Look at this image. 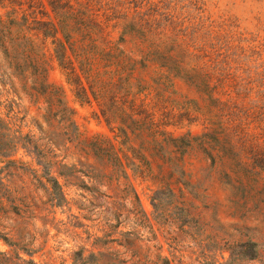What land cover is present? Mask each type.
<instances>
[{"label": "rangeland", "instance_id": "rangeland-1", "mask_svg": "<svg viewBox=\"0 0 264 264\" xmlns=\"http://www.w3.org/2000/svg\"><path fill=\"white\" fill-rule=\"evenodd\" d=\"M165 1L174 5V14L184 27L197 30L198 38L204 39L213 23L243 49L241 67L254 79L255 90L249 99L256 104L241 126L248 136L241 156L246 168L236 171L232 156L215 142L205 145L207 154L196 142L185 147L184 142L192 139L188 131L199 135L204 130L202 120L194 118L192 100L201 106L204 102L181 78L171 76L165 82L154 83L151 76L156 64L149 62V69L142 70L138 62L130 79L134 87L126 88L117 76L111 80L109 75H102L96 77L100 81L96 88L104 84L103 90L111 88L117 93L113 103L116 114H120L121 93L131 90L155 119L162 112L169 113L173 118L165 129L181 139L163 141L162 135L154 138L144 130L137 136L127 129L129 136L123 144L134 149V162L142 168L139 172L127 167L139 204L134 193L118 194L115 182L110 187L100 185L94 194L88 189L94 174L88 165L96 169L100 165L93 157L85 159L72 148L65 152L64 147L56 145L52 132L60 133V125L55 119L54 128H50L42 117L45 97L34 102L29 96L33 91L31 82L25 84L15 73L8 79L4 77L0 79L1 117L11 133L31 136L44 160L53 163L50 174L57 177L65 197L61 206H50L45 189L50 183L41 176L45 187L41 186L34 175L42 173V166L22 148L13 156L22 161L19 167L0 173L4 189L11 196H28L24 203L30 204L26 216H12L3 224L15 225V239L32 241L34 248H40L34 256L38 264H80V255L87 260L83 264H264V169L258 167L264 161V0ZM110 38L116 40L118 32H112ZM132 45L119 46L127 53ZM43 51L48 65L47 96L52 95L55 101L62 98L74 110L81 139L102 134L117 147H125L115 137L116 130H111L102 118L99 101L91 93L89 101L75 96L74 86L67 82L53 55L50 39L44 42ZM133 58L140 60L141 55L135 53ZM93 62L92 76L105 69V61L99 57ZM4 69L0 54V73ZM138 78L151 86L137 92ZM57 108L54 106V110ZM128 154L132 155L130 151ZM5 163L0 158V168ZM60 171L64 173L59 175ZM4 248L0 242V249ZM91 253L93 257H89Z\"/></svg>", "mask_w": 264, "mask_h": 264}, {"label": "trees", "instance_id": "trees-1", "mask_svg": "<svg viewBox=\"0 0 264 264\" xmlns=\"http://www.w3.org/2000/svg\"><path fill=\"white\" fill-rule=\"evenodd\" d=\"M0 10V54L5 66L0 79H8L15 73L25 84L28 81L33 84L29 96L34 102H38L40 96L45 97L42 117L50 128H54L57 119L61 130L60 133L52 132V141L64 147L65 152L72 148L85 159L93 157L101 166L96 169L88 165L94 171L88 189L94 194L99 192L100 185L106 183L110 187L115 182L114 189L118 194L134 193L136 196L127 167L139 172L142 168L134 162V149L123 144L129 136L127 129L137 136L147 130L154 138L164 136L163 141L181 139L165 129L173 118L169 113L162 112L159 119H155L154 113L148 111L143 100L138 103L131 90L121 93L120 114H116L113 103L117 93L111 88L103 90L104 84L96 88L100 83L96 77L102 75H109L111 80L117 76L126 88L134 87L130 79L138 62L142 70L149 69V62L156 64L151 76L154 83L165 82L171 76L181 78L196 89L204 102L201 106L200 102L192 100L194 118L202 120L204 130L199 135L188 131L192 139L184 142L185 147L190 148L196 142L207 154L205 145L215 142L232 156L236 171L246 168L241 156L248 136L241 126L256 105L249 99L255 90L254 79L241 67L243 49L233 44L232 36L220 33L213 23L205 38H198L197 30L189 31L184 27L174 14V5L165 0H0ZM114 31L118 32V38L113 41L110 37ZM47 39H50L53 55L67 82L74 86L75 96L89 101L91 93L99 101L102 118L111 130H116L115 137L120 138L125 147H117L112 139L102 134L81 139L74 110L62 98L55 101L52 95L47 96L48 65L43 51ZM126 43L133 44L127 53L119 46ZM135 53L141 55L140 60L133 58ZM95 57L105 61L102 65L105 69L92 76ZM7 69L14 72L9 73ZM137 81L140 88L137 92L151 86L142 84L140 78ZM246 100L251 105L246 106ZM54 106L58 108L54 110ZM117 122L120 125L114 126ZM10 130L0 114V158L6 161L0 173L22 163L13 158L22 148L42 166V173L34 175L41 186H44L41 176L50 183L49 187L44 186L50 206H61L65 197L57 177L50 174L53 163L44 160L45 156L37 150L31 136L16 135ZM258 167L263 170L264 161ZM107 168H111L109 173L105 172ZM62 173L58 172L59 175ZM4 186L0 177V242L5 246L0 249V264H38L34 256L40 248H34L32 241L15 239V225L3 224L12 216L17 219L26 216L30 204L24 203L28 196L15 198ZM136 199L139 204L137 196ZM17 201L27 209L18 206ZM77 260L80 264L87 262L81 255Z\"/></svg>", "mask_w": 264, "mask_h": 264}]
</instances>
